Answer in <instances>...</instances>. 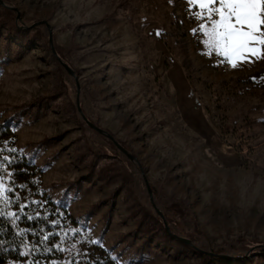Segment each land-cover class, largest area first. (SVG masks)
Instances as JSON below:
<instances>
[{
  "label": "rangeland",
  "instance_id": "374dc122",
  "mask_svg": "<svg viewBox=\"0 0 264 264\" xmlns=\"http://www.w3.org/2000/svg\"><path fill=\"white\" fill-rule=\"evenodd\" d=\"M0 3V113L55 200L121 264H264V46L182 0Z\"/></svg>",
  "mask_w": 264,
  "mask_h": 264
},
{
  "label": "trees",
  "instance_id": "16d2710c",
  "mask_svg": "<svg viewBox=\"0 0 264 264\" xmlns=\"http://www.w3.org/2000/svg\"><path fill=\"white\" fill-rule=\"evenodd\" d=\"M16 142V129L0 113V174L7 182L5 192H0V264L21 259L38 264H121L86 223L53 198L43 185L42 170ZM173 204L174 210L188 213L181 204ZM165 214L174 221L172 214ZM259 250L264 256V244ZM199 253L205 259L201 264L210 258L226 263L240 258L223 257L218 251Z\"/></svg>",
  "mask_w": 264,
  "mask_h": 264
},
{
  "label": "snow or ice",
  "instance_id": "6c2138e0",
  "mask_svg": "<svg viewBox=\"0 0 264 264\" xmlns=\"http://www.w3.org/2000/svg\"><path fill=\"white\" fill-rule=\"evenodd\" d=\"M190 2L196 4V0ZM198 6L207 10V19L212 25L210 30L201 25L210 48L218 49L225 57L261 55L262 48L257 45L264 46V0H200ZM213 15L218 19H212Z\"/></svg>",
  "mask_w": 264,
  "mask_h": 264
},
{
  "label": "water",
  "instance_id": "95a60500",
  "mask_svg": "<svg viewBox=\"0 0 264 264\" xmlns=\"http://www.w3.org/2000/svg\"><path fill=\"white\" fill-rule=\"evenodd\" d=\"M6 4V3H5ZM66 66L68 67V69L71 71V72H73V70H72V68L69 66V65H67L66 64ZM88 121H89V123H91L92 125H94V123L93 122H91L89 119H88ZM95 126V125H94ZM100 130H102L103 131V129L102 128H100V127H98ZM148 187H149V189H150V186L148 185ZM150 191H151V189H150ZM160 213L163 215V212L162 211H160ZM163 217H164V215H163ZM165 224L167 225V227H168V223H167V221H166V219H165ZM181 237V236H180ZM182 239H184V240H186V241H188V242H190V239H187V238H185V237H181ZM220 255H222L223 257H230L229 256V254H226V253H220Z\"/></svg>",
  "mask_w": 264,
  "mask_h": 264
},
{
  "label": "crops",
  "instance_id": "0c3cea01",
  "mask_svg": "<svg viewBox=\"0 0 264 264\" xmlns=\"http://www.w3.org/2000/svg\"><path fill=\"white\" fill-rule=\"evenodd\" d=\"M182 2L186 6H194V5H198L200 0H196V4H193L192 2H190V0H182Z\"/></svg>",
  "mask_w": 264,
  "mask_h": 264
}]
</instances>
